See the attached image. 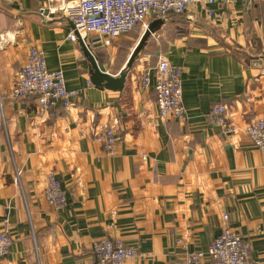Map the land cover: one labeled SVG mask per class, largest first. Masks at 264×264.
I'll return each instance as SVG.
<instances>
[{
    "label": "crops",
    "instance_id": "crops-1",
    "mask_svg": "<svg viewBox=\"0 0 264 264\" xmlns=\"http://www.w3.org/2000/svg\"><path fill=\"white\" fill-rule=\"evenodd\" d=\"M44 2L0 0V233L12 241L0 264H97L91 246L100 239L134 247L125 264H183L187 253L207 252L224 215L250 242L251 264H264L263 161L244 132L264 118V0L211 6L209 19L202 6L168 16L121 92L91 85L70 29L41 22ZM143 31L90 47L115 75ZM31 47L79 92L73 106L47 114L33 98L11 99ZM159 58L181 68L184 120L159 118L153 90L138 87ZM217 104L229 134L206 124ZM111 126L118 141L109 156L95 136ZM48 174L62 182L66 207L46 201Z\"/></svg>",
    "mask_w": 264,
    "mask_h": 264
},
{
    "label": "built area",
    "instance_id": "built-area-1",
    "mask_svg": "<svg viewBox=\"0 0 264 264\" xmlns=\"http://www.w3.org/2000/svg\"><path fill=\"white\" fill-rule=\"evenodd\" d=\"M237 0H45L38 10V16L48 19L66 18L74 30L89 46L108 47L111 41L131 32L139 26L146 28V21L166 20L170 15L181 16L189 8L202 6L206 18L216 17L214 7H228ZM245 9L252 6L254 0H239ZM66 39L75 42V36L69 32ZM182 71L178 66L159 58L155 67L144 69L138 77L139 89L151 88L155 94V105L159 118L184 120L182 105ZM10 97L14 101L33 98L35 112H50L57 104L65 109L73 106L79 97L76 90H68L64 75L60 71L50 72L46 68L44 53L39 48L28 49L24 62L17 71ZM206 124L216 126L223 133L233 132L224 105H214L206 115ZM251 145L261 154L264 169V118L249 121L244 128ZM105 153L113 155V146L118 141L114 127H108L95 136ZM43 195L55 208L67 206V192L62 182L52 174L45 178ZM228 216L222 217L219 236L210 244L207 252H189L183 264H251L250 242L231 229L227 224ZM12 241L6 233H0V260L9 253ZM91 253L97 264H125L136 257V249L124 245L121 241L111 242L100 239L91 246ZM208 260V262H206Z\"/></svg>",
    "mask_w": 264,
    "mask_h": 264
},
{
    "label": "water",
    "instance_id": "water-1",
    "mask_svg": "<svg viewBox=\"0 0 264 264\" xmlns=\"http://www.w3.org/2000/svg\"><path fill=\"white\" fill-rule=\"evenodd\" d=\"M41 22L45 25H59L70 29V32L75 36V43L85 59L89 81L94 88L98 90L121 92L124 88L129 72L132 70L134 63L140 56L141 52L145 49L148 40L161 29L165 21L162 19H155L146 26L123 67L115 75L109 74L106 71L105 66L98 62L87 40L80 37V35L74 30L73 24L68 19L49 16L48 19L41 18Z\"/></svg>",
    "mask_w": 264,
    "mask_h": 264
},
{
    "label": "rangeland",
    "instance_id": "rangeland-1",
    "mask_svg": "<svg viewBox=\"0 0 264 264\" xmlns=\"http://www.w3.org/2000/svg\"><path fill=\"white\" fill-rule=\"evenodd\" d=\"M152 20H148V21H146V24H147V26H148V24L151 22ZM152 40V39H151ZM148 46V45H147ZM146 49H148V50H150L151 49V47H146ZM146 49L145 50H143L142 52H141V54H140V56L138 57V59L136 60V62L134 63V65H133V68L140 62L139 60L140 59H142L143 57H144V55H146ZM116 60H117V62H116ZM116 60H115V68H117V66L120 64V57H118L117 56V58H116ZM149 59H147V61H148ZM118 61H119V63H118Z\"/></svg>",
    "mask_w": 264,
    "mask_h": 264
}]
</instances>
